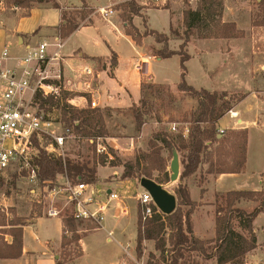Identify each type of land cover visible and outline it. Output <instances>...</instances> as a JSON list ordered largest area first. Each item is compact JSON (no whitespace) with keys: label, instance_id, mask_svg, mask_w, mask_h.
Wrapping results in <instances>:
<instances>
[{"label":"rangeland","instance_id":"obj_1","mask_svg":"<svg viewBox=\"0 0 264 264\" xmlns=\"http://www.w3.org/2000/svg\"><path fill=\"white\" fill-rule=\"evenodd\" d=\"M136 1L143 6V8H152V10L148 12V25H152V28L159 31L165 29V32H167L172 22V28L175 33H170L169 47L171 49L177 48V50H179L186 30V25L184 24V11L188 8L195 10L201 3V0H169L168 3L164 5H166L165 8L171 10V14L167 9L153 8L155 7L154 0ZM261 1L262 0H215V8H217V11L215 14L207 16L204 21L200 23L198 28L194 29L186 47L187 52L190 55V59L184 63L186 67L185 79L187 83L196 88L204 87L213 90L212 88L216 87L219 93L226 92L227 100L231 103L232 108H237L242 100L252 92L255 93V103L259 101V106H264V5L260 4ZM97 2L99 4L101 3V0H97ZM3 3L4 5L0 9V14L4 12L7 7L14 5L11 0H3ZM218 3L222 4V7H218ZM160 6L162 7L161 4ZM111 7L118 10L121 19L123 20V11L120 8V5H113ZM95 8L92 7L93 11L97 10V7ZM21 9H23L21 10V14H25L24 10L26 9ZM86 9L89 13L92 11L91 8ZM142 14L147 21V16L144 15L145 13ZM136 17H140L141 27H138V29L141 34L145 31L152 30L149 29L147 22H144L143 17ZM223 23L228 25V27H223ZM224 32H226L225 35L227 37H223L222 33ZM204 36L208 37L206 38ZM144 39L150 40V45H146L145 51L152 57V59L157 57L159 53L158 51L163 45L161 43L160 45H155V38L150 35L141 37L139 45H143ZM191 39L193 41H191ZM202 49L204 50V54L202 53L204 58L202 62L207 68V75L210 79H207L202 75V66L198 59V55L201 53ZM182 71L181 58L179 55L166 58L158 63L156 73L161 80L168 81L169 83H157L153 74L152 79L144 76L147 80V87L142 96V101L144 102L139 104V108H130L131 111L130 109H112L113 111H111L109 108H101V110H105L103 114H105V124L109 132L108 137H114L115 139L111 140L112 144H119L120 147V149H115L110 144L111 141L104 140L107 146L114 149V152H111L109 148L113 157L111 162L107 161L104 156L99 155L96 152L94 142L88 139H76L77 136L75 134H73L65 144L63 148V157L68 155L70 158L80 160V162L89 163V167L94 164H96L97 168L99 166L107 167L106 169L104 168L105 170H100V175L102 178L104 177L105 182L124 180L122 177L124 170L123 165H113L112 162H117V160L115 161V157L119 158L122 163L131 161L130 155H127L126 150L129 143L135 141V146L132 150L134 151V149H136L134 155L136 156L139 150L148 149V143L153 136V132L160 129H165L170 132V126L175 123L177 131L173 133L171 132V134L179 136L185 128L190 127L189 120L196 106V98L185 95L178 90L177 85H174V83L180 81ZM65 96L66 94L62 91L59 97L61 100L60 103L52 105L51 109L46 112L50 118L60 121L62 127L65 126L64 122L61 120L62 108L68 105ZM74 96L72 95V97ZM132 109L140 110L143 113L142 120L144 121V125L148 128L146 136H143L142 132L137 130L136 120ZM242 129L243 128H237L234 130ZM231 130L227 131V138L229 141L220 145L218 151L216 149V143L211 146V149L209 148L207 150L206 158H211L210 163L216 161L217 156L223 158V155L225 154L224 157H226L227 151L229 152V150H231L229 147L230 140L234 138V135L231 136V133H229ZM249 131L252 135L249 153L250 162L248 168L243 172L244 174L241 179L233 181L236 184H241V187L242 185L249 186L251 182L258 180L262 169L261 166L264 162V128H251ZM51 142H53L51 137H44L42 140L38 141V144L42 148L50 146ZM162 155L166 158L168 164L167 170L171 173L170 163L173 158V151L164 147ZM207 166L209 167V164L207 165V162L204 161L195 174L184 180V183L189 190L191 187L197 186V182L200 179L206 177L205 172L206 168L208 169ZM158 175L159 173L156 171L155 176L157 177ZM65 179L66 178H59L61 183H63ZM132 180L135 183L132 188H127V197L124 200L129 208L134 206L137 209L139 219V212L142 210V204L136 196L139 193V190H142L143 188L140 186L138 180ZM179 182L178 179V181L172 183L169 179L167 182L164 181L162 183L167 189L176 194L177 205V186ZM263 188L264 186L262 189ZM34 189H36V192H33ZM46 189L47 186L30 182V179L25 172H18V170L14 168L0 174V207H3L6 211L7 221L10 222L17 216L22 219V222H24L25 217L22 215L26 213L28 214L31 211L47 215V211L52 207L62 211L63 219L70 216V208L66 205L65 199L61 197L55 199L50 198ZM222 193L215 196V208L207 213L208 216L202 212L197 215L196 223L200 230V236L198 238L203 240L211 239L215 234L217 206L220 205L221 202L223 204L221 197L226 194V192ZM4 202H7L8 204L14 203L15 205L13 207H5L4 205H1ZM256 205H258L257 201L250 200H244L238 204L239 207L248 212L252 211ZM199 215L201 217H199ZM75 222L77 225V233L80 235L78 227L79 222ZM234 224V228L237 232L249 236L248 232L240 225L239 221H235ZM254 231L257 235L258 246L256 249L246 254L243 261L244 263L248 262L249 264H264V214L258 215L254 220ZM170 232L171 230L168 227L163 232V236L167 240V248H170ZM98 235L102 239L98 246L89 249V258H87V260H81L75 264H112V262H115L123 256L124 253H121V247L116 240L108 242L104 235L103 237L100 234ZM128 242H131V249L134 251L133 254L138 256V258L143 259L147 264L171 263L170 257H163L161 256L160 251L156 250L155 241L153 240L144 242L143 253L142 255H139L136 248L137 242L134 229H132V231H125L123 243L126 244ZM152 253L155 256H152ZM78 254H82L80 244L77 245L75 243H70L64 245L60 257L65 258L66 263L74 262V260L79 257L77 256ZM179 264H215V261L206 259L198 251H186L184 257L180 259Z\"/></svg>","mask_w":264,"mask_h":264},{"label":"trees","instance_id":"obj_2","mask_svg":"<svg viewBox=\"0 0 264 264\" xmlns=\"http://www.w3.org/2000/svg\"><path fill=\"white\" fill-rule=\"evenodd\" d=\"M12 3L20 8L31 10L34 3H51L54 8L60 9L62 13V22L58 26L61 37H68L76 31L86 18V14L77 11L65 10V7L57 0H11ZM264 5V0L260 2ZM153 8H165L166 5L154 3ZM219 5V6H218ZM218 7L222 4L218 3ZM215 0H201L198 7L194 9L188 8L184 11V24L186 30L184 32L183 42L179 50H174L169 47L170 37L156 30L145 31L143 34L134 24L133 19L136 16L143 17L142 10L144 9L136 0H126L120 4L123 11L122 18L125 23L126 32L128 35L139 44L141 37L154 36L157 43L163 46L158 51L160 58H170L174 55H179L182 64V74L177 88L185 95L196 98L198 105L192 112L189 123L190 127L188 136L183 133L179 136H174L165 129H160L153 132V136L148 143L147 150H139L134 160L122 163L121 160L115 157L113 165H123L124 170L122 177L124 179L140 180L143 177L154 179L158 183H163L170 179V172L167 170L168 164L165 157L162 155L164 147L170 150H177L180 155L181 174L177 186L178 205L176 210L165 215L157 210L150 218H143L142 210L139 212L138 229L136 237V248L139 255L143 253L145 241H155L156 250L160 251L161 256L170 257V264H179L180 259L185 255L186 251H198L206 259L215 261V264H244L246 254L256 249L258 246L257 235L254 231V220L258 215L264 214V188L261 190H232L226 192L221 199L220 205L216 210V234L211 239H200L194 235L192 214L197 206V203L192 200L190 190L184 183V180L195 174L203 162L209 164L208 172L214 174L223 173H242L245 171L247 160V142L248 130H234L229 133L234 138L230 140L229 152L227 156H217L216 161L210 163L211 158H206L207 150L217 144V151L220 145L229 141L227 131L220 133L217 129L218 121L232 109V105L227 100L226 92L219 93L216 90L206 88H196L187 83L185 62L190 59L187 52V45L190 41L194 29L198 28L200 23L207 16L215 14L217 11ZM144 18V17H143ZM146 23V19H143ZM223 27L228 25L223 23ZM148 30V29H147ZM171 33H175L171 29ZM226 32L222 33L223 37ZM209 36V35H208ZM204 36V37H208ZM221 36V35H220ZM211 37V36H210ZM116 64V59H113L112 65ZM64 91V90H63ZM66 98L74 96L75 93L64 91ZM60 98L52 96L44 97L42 93H38L35 102L39 109L45 115L52 105L59 104ZM144 102V101H143ZM136 120V128L141 130L144 121L142 120L143 113L140 110L134 109ZM62 122L65 126L73 129V133L77 136L76 139L93 140L96 146L98 138H106L109 136L108 129L105 124V118L100 108L92 107L91 104L84 108H77L72 105H66L62 108ZM111 152H114L111 149ZM89 163L80 162L68 155L63 157L61 154L48 153L41 149L35 159V165L38 166V182L42 186L50 188L57 185L59 178H66L71 182L95 183L96 164L89 167ZM159 175L156 177L155 172ZM162 175V176H160ZM161 177V179H160ZM221 200V201H222ZM246 200L257 201L258 205L248 212L238 206ZM235 221H239L240 225L248 232L249 236H245L235 230ZM64 234L62 238V246L75 243L80 244L81 236L77 233L75 219L70 215L64 219ZM171 230L169 235V245L167 248V240L163 236L166 228ZM9 234L13 237L12 243H8L5 235ZM71 235V236H70ZM0 258H18L22 254L23 249V222L20 217L13 218L12 221H7V214L3 207H0ZM78 254L77 256H80ZM152 256H155L153 253ZM66 259L60 257L57 264H65ZM151 264V263H149Z\"/></svg>","mask_w":264,"mask_h":264},{"label":"crops","instance_id":"obj_3","mask_svg":"<svg viewBox=\"0 0 264 264\" xmlns=\"http://www.w3.org/2000/svg\"><path fill=\"white\" fill-rule=\"evenodd\" d=\"M57 1L65 7V10L83 11L86 14L85 20L76 31L68 37H61L58 26L62 22V13L60 9L54 8L51 3L37 2L33 5L31 10H24L25 14H21V10L23 9L12 5L11 7H7V9L0 14V51L4 45H7L11 49V55L13 57H19L24 55L29 47H34L39 43H48L49 51L51 52L57 50L55 44L60 43L62 45L60 48L62 58L54 60L49 64V77L52 81L60 82L63 85L67 80L77 78L81 66L85 62H89L95 70V77L93 78L94 94H89V104L94 100L96 102V107L100 109L105 107L113 111L112 109L140 107L139 104L143 103L142 96L147 87V80L137 69L142 59H148L150 61L146 70L154 75L157 83H169L168 81L161 80L156 73L158 63L166 58L157 56L152 59L145 51L146 45H150V40L144 39L143 45L137 44L132 36L127 34L125 23L121 19L118 10L111 7L113 5L119 6L126 0H101L99 4L97 0ZM92 7H97V10L93 11ZM103 7L113 9V14L108 15L107 18H103L98 12V10ZM86 8H91L92 11L89 13ZM150 10H152V8H144L143 11L145 12L142 11V13H145L144 15L147 16V25L149 19L148 12ZM167 10H169L171 14V10ZM133 21L137 27H141L140 17L134 18ZM151 26L148 25L149 29L165 33L169 37L171 36V29H173L172 22L167 32H165V29L159 31ZM191 41L193 40L191 39ZM154 44L160 45V43L157 42H154ZM174 49L177 50V48ZM203 51L202 49L201 53L198 55V59L201 62L202 75L210 79L207 75V68L202 62L204 59ZM113 59H116L115 65H112ZM16 62L18 61L11 60L9 65H15ZM58 75L61 76V80L56 79ZM177 84L178 83H174V85ZM212 89L217 91L216 87ZM254 96L255 93H250L242 100L237 108H232L217 123V129L223 132L237 128L248 129L245 170L248 168L250 162L249 153L252 135L249 130L251 128H264V106L262 105L263 107H260L259 101L255 103ZM195 103L196 106L194 110L198 105L197 99ZM102 111L104 113L105 110ZM140 131L143 136L147 135L148 128L144 123ZM114 139V137L104 138V140L108 141ZM110 144L115 149H120L119 144L114 145L112 141ZM134 146L135 141L129 143L126 149L127 155H130L131 160L135 157L136 149H134V151L132 150ZM112 147L109 146V148ZM104 158L106 159L105 156ZM112 160L113 159L107 161L111 162ZM261 167L262 169L258 180L251 182L249 186L242 185V187L241 184H236L233 181L241 179L244 174L243 172L214 174L209 173L206 168V177L200 179L197 182V186L190 188L191 198L197 203L192 214L195 236H200V230L196 223L197 215L202 212L208 216L207 213L215 208L214 203L216 195L232 190L262 189L264 186V162ZM104 168L106 169L107 167H96L97 181L92 184L99 190H107L108 192L113 190L118 192L121 195V199L113 203L106 214L102 227H99L93 220L79 221L78 227L81 235L80 246L82 254L76 258L74 262H67L65 264H75L81 260H87V258H89V249L98 246L102 239L98 234L102 235V237L104 235L108 242L116 240L121 247L122 254L124 253L123 248L131 244V242L126 244L123 243L125 231H132V229H134L137 237V209L134 206L129 208L124 200L127 197V188H132L135 182L132 179L105 182L104 177L102 178L100 175V170ZM141 191L142 190H139V192ZM101 197L104 198L105 195L103 194ZM136 198L138 197L136 196ZM1 205L13 207L15 204L4 202ZM22 216L25 217L23 222L22 254L18 258H0V264H57V260L60 258L61 250L63 249L62 238L65 229L64 219L58 216L44 215L35 211H31ZM199 217L201 216L199 215ZM110 233H112V235H110ZM215 234L211 238L215 237ZM6 240L8 243H12L13 237L7 234ZM118 260L112 262V264H115Z\"/></svg>","mask_w":264,"mask_h":264},{"label":"built area","instance_id":"obj_4","mask_svg":"<svg viewBox=\"0 0 264 264\" xmlns=\"http://www.w3.org/2000/svg\"><path fill=\"white\" fill-rule=\"evenodd\" d=\"M168 1L154 0L161 5L167 4ZM3 5V0H0V9ZM98 12L103 18H107L114 10L103 7ZM61 46L60 43L55 44L57 50L51 52L48 43H39L29 47L26 53L19 57H13L7 45H4L0 51V174L14 168L18 172H25L30 182L38 184V166L35 165V159L40 150L63 155L65 144L74 134L72 128L62 127L60 121L50 118L39 109L35 102L38 93H42L44 97L59 98L64 90L75 93L74 97L67 98L68 105L77 108L89 105L88 96L94 94L93 78L95 77V70L89 62L81 66L77 78L67 80L63 85L52 81L49 77V64L62 58ZM11 60L18 62L11 66L9 65ZM149 64L148 59H142L137 69L143 76L152 79V73L146 70ZM56 79L61 80V76L58 75ZM91 106L96 107L94 100L91 101ZM176 131L177 126L173 123L170 132ZM219 132L223 133V131ZM182 133L187 136L188 127ZM44 137H51L53 142L50 146L41 148L38 141ZM96 152L105 156L106 160L113 159L104 138L97 139ZM46 190L52 199L57 197L65 199L75 221L93 220L99 227H102L113 203L121 199V195L116 191L99 190L92 183L71 182L68 179L52 188L47 186ZM33 192H36V189ZM103 194L104 198L101 197ZM137 197L142 204L143 218L152 217L156 205L150 193L142 189ZM157 210L159 211L158 208ZM47 215L63 218L62 211L55 207L49 209ZM123 250V256L115 264H147L133 254L131 244L125 246Z\"/></svg>","mask_w":264,"mask_h":264},{"label":"water","instance_id":"obj_5","mask_svg":"<svg viewBox=\"0 0 264 264\" xmlns=\"http://www.w3.org/2000/svg\"><path fill=\"white\" fill-rule=\"evenodd\" d=\"M170 181H178L181 174L180 155L177 150H173V158L170 163ZM140 186L148 191L152 196L156 207L165 215L172 214L177 207V196L167 189L163 184L154 179L143 177L139 180Z\"/></svg>","mask_w":264,"mask_h":264}]
</instances>
